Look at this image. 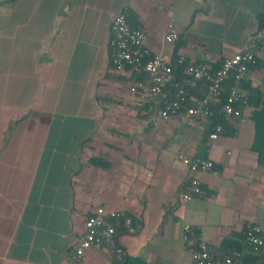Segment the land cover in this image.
I'll return each mask as SVG.
<instances>
[{"label": "crops", "instance_id": "0c3cea01", "mask_svg": "<svg viewBox=\"0 0 264 264\" xmlns=\"http://www.w3.org/2000/svg\"><path fill=\"white\" fill-rule=\"evenodd\" d=\"M120 13L134 14L151 55L211 66L261 28L264 0H0V264H71L100 207L139 224L133 234L119 229L117 241L147 264H191L184 225L217 255L246 225L264 238L251 110L234 137L205 140L204 121L156 117L155 98L129 90L144 82L140 73L110 64L109 26ZM169 27L179 33L173 45L163 41ZM256 59L246 81L264 93V46ZM179 155L213 163L196 175L202 195L185 203ZM260 250L255 264H264ZM111 252L89 250L84 263L113 264Z\"/></svg>", "mask_w": 264, "mask_h": 264}, {"label": "built area", "instance_id": "2783aa9c", "mask_svg": "<svg viewBox=\"0 0 264 264\" xmlns=\"http://www.w3.org/2000/svg\"><path fill=\"white\" fill-rule=\"evenodd\" d=\"M109 37L112 49L111 62L114 68L117 71L130 69L145 76L144 82H132L129 90L132 93L144 90L153 98L162 96L165 86L173 80V74L169 63L160 54L151 56L144 47L143 30L131 27L126 15L120 13L110 23ZM178 39L179 33L172 27L167 29L163 37L164 43L169 45L175 44ZM263 46L264 26L255 31L237 53L224 58L220 67L214 71L206 64L189 62L179 57L177 63L185 64V73L191 75L194 80L207 82L205 97L192 98L193 105L187 108L184 114L198 121L210 117L211 103L218 99L224 85L231 80L233 85L229 88L226 102L220 111L227 118L238 117L239 111L235 108V104L246 103L247 100L240 84L246 80L249 66L256 63L257 51ZM183 94V90L179 89L170 103L158 106L155 110L156 117L168 121L178 116ZM219 131L220 127H216V132L209 138L216 139ZM178 159L189 171L188 181L179 195L180 201L185 203L202 195L200 181L196 175L213 171V163L184 155H179ZM119 229H123L127 234H133L131 218L121 212H106L101 207L95 209L84 221V232L73 248L71 264H85L87 251L104 247L110 248L116 257H120L122 249L117 241ZM243 237L245 245L253 251H259L264 246L263 235L259 227L254 224L245 226ZM181 239L184 248L190 253L191 264H245L240 252L231 251L225 255L213 253L207 245L199 241L195 230L189 225L183 226Z\"/></svg>", "mask_w": 264, "mask_h": 264}, {"label": "trees", "instance_id": "16d2710c", "mask_svg": "<svg viewBox=\"0 0 264 264\" xmlns=\"http://www.w3.org/2000/svg\"><path fill=\"white\" fill-rule=\"evenodd\" d=\"M259 26H264V17H259ZM128 24L132 27L137 26L135 16L132 13L127 14ZM152 56V55H151ZM178 57L174 56L172 62L169 63V68L173 74V80L165 86L162 92V96L155 98V104L152 107L156 110L158 106L170 103L179 89L183 90V101L181 102L179 114H184L186 109L193 105L192 98L201 99L206 95L207 82L204 80H194L191 75L185 73V64L179 65L177 63ZM187 61V60H186ZM110 64L112 65L111 58ZM258 60L254 65L249 66V69L256 67ZM113 66V65H112ZM114 67V66H113ZM211 70L214 71L220 67V63H216L210 66ZM135 74V73H133ZM140 79L145 80V76L140 73ZM233 85L230 80L227 82L223 90L216 101L211 103V116L204 120V133L203 139L209 138V136L216 132V127H220V131L217 133L218 136L232 138L236 135V124L238 120L244 115V109L246 106L251 110L250 119L253 123L254 137L251 145V150L256 154L257 163L260 166H264V93L258 88H251L248 82L245 80L240 84L242 90L245 91L247 100L246 103L239 102L235 104V108L238 109L239 115L236 118H227L221 113V107L225 104L229 88ZM90 163L97 167H107L108 164L101 159H91ZM136 230L140 227L139 224L134 223ZM243 232L236 236L238 240L231 238H225L222 240L220 247L222 248L221 253H229L231 251H237L242 253L244 249H249L252 255L243 257L245 264H255V260L258 258L259 251H253L248 248L244 243ZM118 230V234H119ZM113 264H147L139 259L128 257L121 254L120 257H116L114 252H111Z\"/></svg>", "mask_w": 264, "mask_h": 264}]
</instances>
